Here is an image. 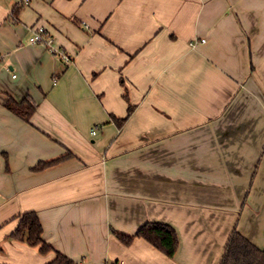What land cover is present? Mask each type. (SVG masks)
Returning <instances> with one entry per match:
<instances>
[{"label": "crops", "instance_id": "1", "mask_svg": "<svg viewBox=\"0 0 264 264\" xmlns=\"http://www.w3.org/2000/svg\"><path fill=\"white\" fill-rule=\"evenodd\" d=\"M27 211L81 264H220L235 227L264 248V0H0V264L54 256L9 238ZM150 221L173 258L116 236Z\"/></svg>", "mask_w": 264, "mask_h": 264}, {"label": "trees", "instance_id": "2", "mask_svg": "<svg viewBox=\"0 0 264 264\" xmlns=\"http://www.w3.org/2000/svg\"><path fill=\"white\" fill-rule=\"evenodd\" d=\"M3 104L25 121H30L37 108V104L29 96L21 101H16L12 95L6 94ZM132 110L133 106L130 105L129 113ZM69 156L70 153H67L50 160H41L33 167V170L47 169L66 160ZM43 230V224L38 213L27 211L19 215L18 225L11 232L9 238L37 248L38 252L44 256L53 253L54 256L44 264H81L45 241ZM116 236L126 245L131 244L136 237L143 238L171 258L175 256L179 247L177 230L173 225L166 222H146L134 234L116 232ZM220 264H264V248L258 247L235 227L229 237Z\"/></svg>", "mask_w": 264, "mask_h": 264}, {"label": "built area", "instance_id": "3", "mask_svg": "<svg viewBox=\"0 0 264 264\" xmlns=\"http://www.w3.org/2000/svg\"><path fill=\"white\" fill-rule=\"evenodd\" d=\"M18 3L21 6H27L31 3V0H18ZM29 40L31 43H40L46 45L52 53L59 55L65 62H70L72 60V57L67 54L65 50L54 46V36L44 26H38L34 28L33 34ZM194 45H196V41L193 42V46Z\"/></svg>", "mask_w": 264, "mask_h": 264}]
</instances>
